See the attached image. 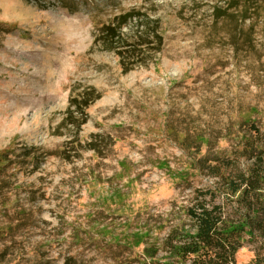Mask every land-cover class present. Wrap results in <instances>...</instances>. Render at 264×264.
<instances>
[{
  "label": "rangeland",
  "instance_id": "rangeland-1",
  "mask_svg": "<svg viewBox=\"0 0 264 264\" xmlns=\"http://www.w3.org/2000/svg\"><path fill=\"white\" fill-rule=\"evenodd\" d=\"M230 6L242 18L232 26L216 13ZM263 9L0 0V264H141L146 246L190 224L187 208L213 185L210 160L231 156L251 122L264 133ZM131 13L162 40L133 66L99 39ZM85 91L100 98L70 127ZM257 255L261 243L245 241L236 262Z\"/></svg>",
  "mask_w": 264,
  "mask_h": 264
},
{
  "label": "trees",
  "instance_id": "trees-1",
  "mask_svg": "<svg viewBox=\"0 0 264 264\" xmlns=\"http://www.w3.org/2000/svg\"><path fill=\"white\" fill-rule=\"evenodd\" d=\"M230 8L232 6L216 13L232 26L242 18L238 19ZM140 18L139 13L120 16L104 26L99 36L108 50L127 59L125 65H137L147 59L145 54L154 50L149 46L154 43L153 39L157 40L159 48L162 45L157 31L152 32L153 38H150L149 23ZM132 19L137 22L132 25V33L126 34L123 28ZM245 35L249 37L248 33ZM82 96V99L74 98L70 102L67 117L70 127L84 124L85 120L77 122L71 118L84 117L90 100L100 98L92 91H85ZM252 123L248 130L252 135L243 136L242 145L231 156L224 158L223 162L210 160L207 167L213 185L199 190L196 202L187 208L190 224L180 222L174 225L161 246H146L141 264H237V252L245 241L259 242L264 249V133ZM242 159L247 163L241 164ZM133 235L134 244L140 245L143 238L139 234ZM256 264H264V257L257 255Z\"/></svg>",
  "mask_w": 264,
  "mask_h": 264
}]
</instances>
